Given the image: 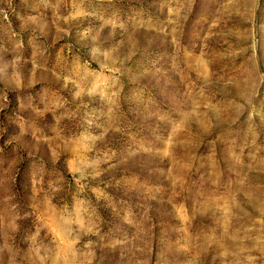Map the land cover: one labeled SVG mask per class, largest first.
<instances>
[{"label": "rangeland", "instance_id": "obj_1", "mask_svg": "<svg viewBox=\"0 0 264 264\" xmlns=\"http://www.w3.org/2000/svg\"><path fill=\"white\" fill-rule=\"evenodd\" d=\"M0 264H264V0H0Z\"/></svg>", "mask_w": 264, "mask_h": 264}]
</instances>
